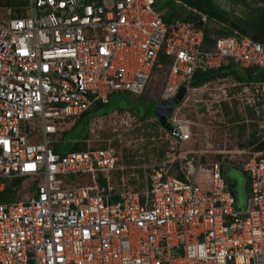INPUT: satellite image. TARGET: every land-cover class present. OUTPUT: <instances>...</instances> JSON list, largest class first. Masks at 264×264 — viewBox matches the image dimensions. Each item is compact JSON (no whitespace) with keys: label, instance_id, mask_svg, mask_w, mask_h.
Returning a JSON list of instances; mask_svg holds the SVG:
<instances>
[{"label":"built area","instance_id":"built-area-1","mask_svg":"<svg viewBox=\"0 0 264 264\" xmlns=\"http://www.w3.org/2000/svg\"><path fill=\"white\" fill-rule=\"evenodd\" d=\"M163 13L154 0H0V264H264V81L190 85L228 64L264 77V45L234 34L203 50L205 16ZM157 76L160 103L183 88L165 126L124 116L105 135L55 138ZM252 123L259 141L240 148ZM224 166L247 183L241 206ZM18 179L29 190L12 200Z\"/></svg>","mask_w":264,"mask_h":264},{"label":"trees","instance_id":"trees-1","mask_svg":"<svg viewBox=\"0 0 264 264\" xmlns=\"http://www.w3.org/2000/svg\"><path fill=\"white\" fill-rule=\"evenodd\" d=\"M158 1L164 2V8L161 9L160 6L157 5ZM233 5L240 6L243 10L241 17L233 16L230 21L235 24V28H231L227 26L226 22L229 18V13L224 12L220 9L218 5L215 4V0H154L155 9L163 11L162 20L164 23H170L176 19L187 20L186 15L190 14V10H195L200 15L205 16L206 24L203 26V40L201 48L203 50H207L213 44V40L218 36H230L234 34H241L245 37L252 38L251 40L257 42L261 45H264V0H227ZM176 2V4H175ZM186 9H189L188 11ZM211 25H216L217 29H213L210 27ZM219 27V28H218ZM217 78L227 79L231 82H240L241 84H247L249 82L255 81H264V77L261 76L259 71L254 68L245 69V70H237L232 65L222 66L220 69L216 71H206L201 72L200 70H195L191 77L190 85L192 87H199L205 83L210 81H214ZM107 104L102 106H96L92 113H84L81 115L70 128L73 129L76 125L85 126L89 117L96 115V112L99 108L103 106H107ZM222 109L226 115L228 116V107L225 102L222 103ZM104 114V113H102ZM250 117V115H249ZM252 117V116H251ZM237 116L234 114L233 118H228V121L236 119ZM250 128H252V132L249 134V139H247L246 143H240L239 147H247L252 145L253 143L259 141L260 135H257L255 132V124H250ZM237 137L241 136L245 125L240 124L238 127ZM67 131V130H65ZM65 131L63 133H65ZM62 133V134H63ZM67 144V143H66ZM69 145V144H68ZM58 147L53 145L52 151L57 152ZM80 146L77 145H69V151L79 150ZM255 151L264 150V139L259 141V143L253 148ZM60 154V153H59ZM227 167H237L240 168L244 157H240V161L238 163L235 162L234 159L224 158ZM16 187H14L13 191H11V199L12 200H22L25 198V191L23 187L20 185V179L14 182ZM29 188L26 189V192ZM9 192V191H5ZM244 192H247V183L244 186Z\"/></svg>","mask_w":264,"mask_h":264},{"label":"rangeland","instance_id":"rangeland-1","mask_svg":"<svg viewBox=\"0 0 264 264\" xmlns=\"http://www.w3.org/2000/svg\"><path fill=\"white\" fill-rule=\"evenodd\" d=\"M108 1V0H107ZM164 2L158 1L157 5L160 6L161 9L164 8ZM238 8V7H237ZM157 11H161L156 9ZM241 11L242 9L238 8V11ZM213 29H217L216 25H211ZM219 28V27H218ZM163 87V82L159 76L152 78L148 85L146 92L143 93L141 97H135L127 94H114L109 97V103L107 106H103L99 108L96 112H94V116H91L89 118L90 124H87L85 126L76 125L73 127V129L70 130V128L65 131L62 135L57 134L55 138L60 136L62 141H70L72 139L76 138H85L87 133L88 136H93L94 134H102L105 135L107 132V128L109 126V129H113L121 125V123L125 122L126 117H129L131 119L133 118H153L154 119V108L156 106L160 105V102L163 101L166 96L161 91ZM217 87V86H216ZM223 86H219L218 90L216 92H212V96H216V93H218L221 89H223ZM161 92V93H160ZM104 113V114H102ZM110 116H109V115ZM109 117H106V116ZM126 116V117H124ZM209 116V114H208ZM212 116V115H211ZM204 121L207 122V119H204ZM204 123V122H203ZM112 124V125H111ZM117 125V126H116ZM206 129V130H205ZM204 130L207 132L205 133V140L207 139L208 134V140L213 141L216 140L215 143H218V140L221 141L220 136L221 132L220 129L213 126L212 123H204ZM56 143V147H58L57 152L60 154L66 153L69 151V145L66 143ZM214 143V144H215ZM215 146L217 144H212ZM225 169V172L227 174V177L235 183V194L238 197L237 203L238 205L243 204V198L240 197L238 194L237 186L239 185V176L237 173L233 172L232 170L228 169L226 166L223 167ZM27 180H21L20 185L25 189L28 187L26 184Z\"/></svg>","mask_w":264,"mask_h":264},{"label":"water","instance_id":"water-1","mask_svg":"<svg viewBox=\"0 0 264 264\" xmlns=\"http://www.w3.org/2000/svg\"><path fill=\"white\" fill-rule=\"evenodd\" d=\"M239 17H241L242 15L237 14ZM187 19L189 21H191L192 23L196 24V25H200V22L197 18L193 17V16H188ZM231 28H235V26L233 24L230 25ZM252 39V38H251ZM183 95V88H179L178 91L176 92L175 96L173 98H171L170 100L166 101V102H162L160 103L159 106H156L154 108L153 114L155 117H157L159 124L161 125H166L165 124V117L168 116L170 114L171 108L178 103V101L180 100V98ZM233 172L237 173L240 179V186L243 185V176L236 171L235 169H231ZM223 178L225 179V183L227 188L231 191V193L233 195H235V191H234V186L235 183L232 182L228 177H226L225 173H222ZM242 192V191H241ZM243 193V192H242Z\"/></svg>","mask_w":264,"mask_h":264},{"label":"crops","instance_id":"crops-1","mask_svg":"<svg viewBox=\"0 0 264 264\" xmlns=\"http://www.w3.org/2000/svg\"><path fill=\"white\" fill-rule=\"evenodd\" d=\"M223 1V6L222 5H218V4H216V5H218L219 7H220V9L221 10H223L224 12H229L227 9H229L227 6L228 5H231L233 8H235V10H233L234 12H231L230 13V15H231V17L230 18H232L233 16H236V17H239L237 14H240V15H242V13H243V10H239L238 11V8H240V6H236V5H233V4H231L230 2H228L227 0H222ZM238 7V8H237ZM241 9V8H240ZM243 176V175H242ZM226 177H227V174H226ZM239 181V185L237 186V189H238V194L240 195V197H244V195H245V192H244V186H245V182H244V177H243V185L242 186H240V179L238 180ZM235 186H234V191H235ZM243 193H242V192ZM235 198L238 200V197H237V195L235 194Z\"/></svg>","mask_w":264,"mask_h":264},{"label":"flooded vegetation","instance_id":"flooded-vegetation-1","mask_svg":"<svg viewBox=\"0 0 264 264\" xmlns=\"http://www.w3.org/2000/svg\"><path fill=\"white\" fill-rule=\"evenodd\" d=\"M227 7L229 8V9H227L229 11V12H227V13H229V18H228V21L226 22V24H227V26H230L231 24H233L235 26V24L230 21V19H231L230 13L234 12L233 10H235V8H233L231 5H228Z\"/></svg>","mask_w":264,"mask_h":264},{"label":"bare ground","instance_id":"bare-ground-1","mask_svg":"<svg viewBox=\"0 0 264 264\" xmlns=\"http://www.w3.org/2000/svg\"><path fill=\"white\" fill-rule=\"evenodd\" d=\"M215 3L218 5H222L223 6V1L222 0H215Z\"/></svg>","mask_w":264,"mask_h":264}]
</instances>
